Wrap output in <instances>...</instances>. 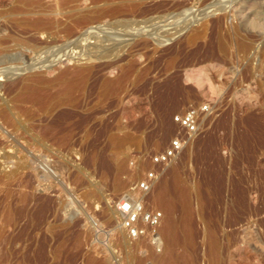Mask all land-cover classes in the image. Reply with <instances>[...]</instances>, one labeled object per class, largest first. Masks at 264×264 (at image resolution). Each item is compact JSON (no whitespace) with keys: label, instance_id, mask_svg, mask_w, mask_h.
I'll return each instance as SVG.
<instances>
[{"label":"rangeland","instance_id":"374dc122","mask_svg":"<svg viewBox=\"0 0 264 264\" xmlns=\"http://www.w3.org/2000/svg\"><path fill=\"white\" fill-rule=\"evenodd\" d=\"M33 1L0 0V36L53 40ZM95 1L63 5L52 45L89 31L111 58L51 64L14 40L0 57L12 70L0 80V264H159L148 255L170 247L171 218L175 264H264V0ZM134 18L144 31L124 23ZM206 99L201 131L149 195L165 213L161 246L128 240L118 204L178 132L174 115ZM189 185L188 236L179 187Z\"/></svg>","mask_w":264,"mask_h":264},{"label":"bare ground","instance_id":"6f19581e","mask_svg":"<svg viewBox=\"0 0 264 264\" xmlns=\"http://www.w3.org/2000/svg\"><path fill=\"white\" fill-rule=\"evenodd\" d=\"M97 1V0H96ZM95 1V2H96ZM101 1V0H100ZM129 1V0H128ZM67 2H70V0H54V2H53V4H51L49 7H47V5L46 6H44V3L43 2H41V0H34L33 2H32V5H33V11H32V13H34L35 15H37L38 17V21H39V25H38V27H36L37 28V30H38V32H47V33H49L48 34V37H51V39H53V40H51V41H49V40H47V39H45V40H39V41H36V39L34 38L33 40L31 39V38H33V37H29V36H25V35H23V34H15V33H10V34H8L7 36H0V57H1V55H2V53L3 52H5L6 53V49H8V47H9V45H11V43H9L11 40H14L15 42H13V43H17V44H15V45H17L18 46V44H22L23 46L25 45V46H27V47H29L28 49H31V51H33V52H36V54H35V56L37 55L38 57L40 56L41 57V55L42 54H45V58H47V60L46 61H50L49 63H54V62H60L61 61V59H65V58H70V59H72V58H75V57H78L79 59H81V61L82 60H84V62L83 63H85V64H89V63H92V62H94L95 60H97L98 58L100 59V58H105V57H110L111 55L110 54H112L109 50H106L105 48H98V46H99V44H98V46L95 44V45H92V44H94V43H92V42H96V41H98V39H100L101 38V36H99V35H97L96 34V36H99L100 38H98V37H94L93 36V34L94 33H89V31H84V32H80L81 34H79L77 37H75L74 39H73V41L69 44V42H70V37H71V32H70V30L68 31V32H70L69 34H67V36H70V37H68L67 38V41H65V42H67L64 46H62V47H60L59 46V48L58 49H56V47H55V45H52V42L53 41H55L54 39V36H53V38H52V35H54V33H56V32H58V30H60V29H64V26H62L63 25V22L62 21H60V19H58V15H62L63 14V5H66V3ZM93 2H94V0H93ZM133 2V1H132ZM131 2V3H132ZM181 1H179L178 3H180ZM217 2V1H216ZM219 2V1H218ZM221 2V1H220ZM226 2H228V1H226ZM232 2V1H231ZM242 4H243V10H245L246 9V6L249 4L250 5V3H252V4H254V3H256V2H258V0H242ZM92 3V2H91ZM129 3V2H128ZM130 3V5L133 7V4H135V2H133V4H131ZM147 3V2H146ZM215 3V2H214ZM77 4V3H76ZM150 4V3H149ZM182 4V3H181ZM181 4H179V5H181ZM215 4H217L216 6L219 8L220 7V5H222V4H220L219 6H218V4L219 3H215ZM241 4V5H242ZM73 5V4H72ZM71 5V6H72ZM126 5V4H125ZM129 5V4H128ZM127 5V6H128ZM136 5H137V2H136ZM225 5V4H224ZM229 5V4H228ZM248 5V6H249ZM74 6V5H73ZM116 6V5H115ZM138 6V5H137ZM182 6V5H181ZM215 6V7H216ZM233 6V5H232ZM235 6V5H234ZM47 7V8H46ZM105 7V6H104ZM111 7H113V6H111ZM117 7H119V5H117ZM120 7H123L124 9L125 8H129V9H127V10H130V6H128V7H125V6H123V5H120ZM141 7V6H140ZM145 7V6H144ZM184 7V6H183ZM217 7H216V9H217ZM221 7H223V6H221ZM113 8H115V7H113ZM111 9V10H114V9ZM187 8V7H186ZM186 8H184L185 9V11H186ZM93 9V8H92ZM101 9V8H100ZM86 10V9H85ZM90 10V9H89ZM126 10V9H125ZM136 10V9H135ZM176 10V9H175ZM91 11V10H90ZM98 13H104L103 11H105V10H98V8H97V10H96ZM95 11V12H96ZM107 11H109V10H107ZM119 11H121L120 9L116 12V13H119ZM122 11H124V10H122ZM177 11V10H176ZM188 11V10H187ZM190 11H193L191 8H190ZM225 11V10H224ZM115 12V11H114ZM189 12V11H188ZM206 13V12H205ZM86 14V13H85ZM114 14V13H113ZM170 15L168 16V17H174L175 15H177V14H175V12H171V13H169ZM75 15L77 16L76 18H75V20H77V22H79V23H88V21H90V19L89 18H87V17H84V15L83 14H81V13H75ZM108 15V14H107ZM110 15V14H109ZM108 15V16H109ZM116 15V14H115ZM68 16V15H67ZM96 16V15H95ZM99 16L100 15H98L97 17L99 18ZM105 16V15H104ZM103 16V17H104ZM93 17V16H92ZM118 17V16H117ZM156 17L157 18H159V19H161L162 17H163V15H159V13H158V15H156ZM67 18V17H66ZM95 18V17H94ZM97 18V19H98ZM116 18V17H115ZM150 18H153V17H150ZM96 19V18H95ZM138 19V18H137ZM136 18H134V19H126L125 21H124V23H128V22H130V26H131V28H133V29H135V30H137L138 31V29L139 28H141V29H139V30H143L144 31V29L145 28H143V27H141L140 26V23L141 22H144L145 23V25L147 24V22H148V20H145V19H143V20H141V21H139V20H137ZM148 19V18H147ZM65 20V19H64ZM72 19H70V21H71ZM115 20H117V19H115ZM118 20H119V18H118ZM150 20H152V19H150ZM154 20V19H153ZM162 20V19H161ZM167 20V19H166ZM76 22V21H75ZM96 22V21H95ZM120 22H123L122 20L120 21ZM149 23H150V21H149ZM91 24V23H90ZM152 24V23H151ZM79 25V24H78ZM84 25H86V24H84ZM111 25V24H110ZM133 25H136V26H133ZM89 26V25H88ZM91 26V25H90ZM138 26V27H137ZM62 27V28H61ZM160 27V26H159ZM143 28V29H142ZM179 28H181V27H179ZM69 28H67V30H68ZM173 29H174V27H173ZM66 30V29H65ZM88 30V29H87ZM90 30H92V29H90ZM94 30V29H93ZM179 29H177V28H175V30H174V32L172 33V32H170L172 35L174 34V33H176L177 31H178ZM181 30V29H180ZM98 31V30H97ZM137 31H135V32H137ZM154 31V30H153ZM157 31V30H156ZM162 31V30H161ZM72 33H73V31H72ZM76 33H77V31H76ZM97 33V32H96ZM168 34L169 36H163V39H161L160 41L162 42H166V41H168L170 38H172V37H170L171 36V34ZM130 34V33H129ZM165 34V33H164ZM179 34V33H178ZM4 35V34H3ZM6 35V34H5ZM27 35V34H26ZM75 36V35H74ZM94 37L95 39L92 41V40H90L89 41V39H90V37ZM29 37V38H28ZM72 37H73V35H72ZM71 37V38H72ZM91 37V38H92ZM61 39V38H60ZM12 42V41H11ZM57 42H58V40H57ZM64 42V43H65ZM56 43V42H55ZM63 43V42H62ZM90 43H91V45H90ZM247 43V42H246ZM245 43V44H246ZM14 45V44H13ZM13 45H12V47H13ZM56 46H57V44H56ZM246 46L248 47V44H246ZM15 47V46H14ZM13 47V48H14ZM246 47V48H247ZM12 48V49H13ZM112 50H114V49H112ZM111 50V51H112ZM30 51V52H31ZM114 55H116V53L114 54ZM113 56V55H112ZM118 56V55H117ZM3 57V56H2ZM44 57V56H43ZM111 58V57H110ZM2 60H3V58H2ZM76 60H78V59H76ZM4 61V60H3ZM110 61V60H109ZM33 62V61H32ZM78 62V61H77ZM80 62V61H79ZM78 62V63H79ZM114 62V61H113ZM112 62V63H113ZM110 63V62H109ZM46 65V64H45ZM37 66V65H36ZM77 66V65H76ZM28 67H30V66H28ZM39 67V66H38ZM91 67V66H90ZM93 67V66H92ZM76 68V67H75ZM77 68H78V71H79V69H80V71H82V70H84L85 68H89V66H85V65H79V66H77ZM41 69V68H40ZM14 70V69H13ZM11 69H9V68H3V67H1L0 66V80H3L5 77L7 78L8 76H10L11 75ZM14 72V71H13ZM85 79H86V77H85ZM2 84L0 83V86H1ZM72 100V99H71ZM61 101V100H60ZM59 101V102H60ZM50 102V101H49ZM58 102V103H59ZM78 103H80V100H79V102ZM55 104V103H54ZM76 106H77V104H76ZM80 106V105H79ZM53 109V108H52ZM7 113V112H6ZM8 120H9V118H7ZM4 124V123H3ZM3 126V125H2ZM1 127V126H0ZM6 129V128H5ZM10 135V134H9ZM63 135V134H62ZM62 137V136H61ZM2 142V141H1ZM19 142V141H18ZM32 148V147H31ZM12 150V149H11ZM40 150V149H39ZM29 151V150H28ZM16 152V151H15ZM14 160V159H13ZM9 161V160H8ZM174 164V163H173ZM172 164V165H173ZM161 179V178H160ZM159 179V180H160ZM158 180V181H159ZM158 183V182H157ZM157 185V184H156ZM156 187V186H155ZM155 189V188H154ZM179 190L181 191V192H183V191H185L186 193H187V196L185 197V199L184 200H182V202H180V206H179V208H181V211L183 212V217H182V219H181V224H184L186 227L184 228V230H183V232L185 233V235H187L188 234V236H189V233H188V226H187V219H186V217H187V215H189L190 214V212H192V211H195L197 208L193 205V203H192V199L190 198L191 197V195L193 196V194L195 193V189H194V187L193 186H186V188H185V186H184V188H183V186H181V188L179 187ZM180 192V193H181ZM198 193V192H197ZM120 204H118V206H117V212L119 213V229L122 231V232H124L127 236H128V234L124 231V229H122V226H121V217L123 216V214L121 213V211H120ZM176 208H177V206L175 205V204H171V205H168V207H167V210H168V212L169 213H174L175 212V210H176ZM164 222V221H163ZM180 222H178L177 220H175L174 218H171L170 220H168L167 221V223H166V234L168 235V238H169V240L171 241L169 244H170V247H168V248H166L164 251H162V252H160V253H150L148 256L150 257H153L154 258V260L156 261V262H158L159 264H175L176 262H175V252H174V249H173V246H172V241H173V238H174V235H175V232H176V228H177V226H178V224H179ZM129 239H131V238H128V240ZM186 240V239H185ZM189 243V242H188ZM188 243H186V244H188ZM176 244V243H175ZM174 244V245H175ZM5 253V252H4ZM7 254H8V252H7ZM183 254V253H182ZM181 254V255H182ZM185 254V253H184ZM9 255V254H8ZM179 255V254H178ZM181 257H183V255L181 256ZM4 259V258H3ZM26 259V258H25ZM5 261V260H4ZM19 262V261H18ZM41 263V262H40ZM32 264V263H31Z\"/></svg>","mask_w":264,"mask_h":264},{"label":"built area","instance_id":"2783aa9c","mask_svg":"<svg viewBox=\"0 0 264 264\" xmlns=\"http://www.w3.org/2000/svg\"><path fill=\"white\" fill-rule=\"evenodd\" d=\"M212 101L191 105L174 115L179 130L162 149L148 155V165L133 185V195L122 200L120 211L122 229L135 241H146L153 247L162 244L164 210L149 202L158 180L175 163L201 131L204 118L211 112ZM137 161L134 162V164Z\"/></svg>","mask_w":264,"mask_h":264}]
</instances>
